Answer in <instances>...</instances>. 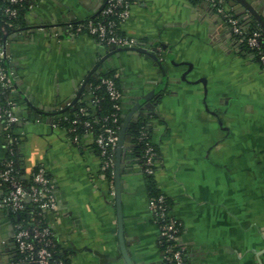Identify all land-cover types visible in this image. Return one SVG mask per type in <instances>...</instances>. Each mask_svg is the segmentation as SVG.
Returning <instances> with one entry per match:
<instances>
[{"label":"crops","instance_id":"crops-1","mask_svg":"<svg viewBox=\"0 0 264 264\" xmlns=\"http://www.w3.org/2000/svg\"><path fill=\"white\" fill-rule=\"evenodd\" d=\"M105 1L35 0L5 40L22 167L29 177L44 165L54 179L58 208L47 221L69 264H127L118 259L117 194L133 260L166 264L129 131L139 118L159 147L154 180L181 225L188 264H264V66L240 53L223 13L205 0H130L121 30L147 52L75 34ZM250 1L264 13V0ZM110 71L122 91L119 135L125 128L112 179L101 174L93 136L72 143L61 125L69 102L79 92L89 100L92 81ZM7 147L0 122V158ZM3 194L0 187V264H16V222Z\"/></svg>","mask_w":264,"mask_h":264},{"label":"built area","instance_id":"built-area-1","mask_svg":"<svg viewBox=\"0 0 264 264\" xmlns=\"http://www.w3.org/2000/svg\"><path fill=\"white\" fill-rule=\"evenodd\" d=\"M210 4H216L217 0H205ZM28 3V8H33L35 0H0V24L3 17L14 18L18 15L17 4ZM130 0H106L104 6L95 18H90L72 26L75 34L86 33L94 37L99 43L108 47H139L141 42L124 36L121 30L123 22L129 16ZM224 14L226 22L231 26L236 35H243V27L240 19L225 11L221 4L217 7ZM261 27L254 30L247 38L251 49L260 47L262 36ZM8 57L6 42L0 39V88L2 100L0 102V122L7 132L9 151L14 153L13 145L18 141L14 133L15 127L21 122L17 113V103L14 99V84L11 81L6 60ZM257 62L264 66V51L259 52ZM98 83L91 86V98L87 104L81 105L79 115L72 121L70 127H64L68 133V140L79 144L83 135L93 136L94 144L99 148L101 156V174L110 171L114 174L116 165V150L119 144V122L122 117V91L117 86L113 77L99 76ZM103 90L112 102L113 112L103 118L101 130L95 133V127L90 117L91 109H95L100 102V97L94 91ZM78 101H82L80 98ZM87 117V118H86ZM64 120L69 117L64 115ZM83 128V134H80ZM140 141L144 143V171L155 174L158 165V152L155 142L148 129H141ZM32 185L30 187L20 179V172L13 158L3 162L0 170V187L4 189L2 204L9 211L21 215L25 211L26 202L32 201L34 209L31 219L20 217L15 223V245L20 255L22 264H64L59 260L55 262V253L58 242L52 225L47 221V215L54 213L58 204L54 193L55 182L47 168L39 165L31 174ZM107 178V177H106ZM153 221L159 227V243L162 246L165 262L168 264H188L186 260V248L183 246L181 225L170 215L169 204L165 194H159L149 200ZM46 219V220H45Z\"/></svg>","mask_w":264,"mask_h":264},{"label":"trees","instance_id":"trees-1","mask_svg":"<svg viewBox=\"0 0 264 264\" xmlns=\"http://www.w3.org/2000/svg\"><path fill=\"white\" fill-rule=\"evenodd\" d=\"M193 2L196 1H202V0H192ZM225 2L224 0H217L216 4H211L214 9H217V7L219 5H223ZM15 7L18 9V15L14 18H9V17H3V20L0 24V39L2 41L5 42L8 34L13 30V28L18 25L22 19L24 18L25 14L27 13V11L29 10L28 8V3L24 2L22 4H17L15 5ZM225 8V7H224ZM234 15L235 17L240 19V25L243 27V35H236L232 29L230 30V35L231 38H234L236 40V42L238 43V47L240 49V53L241 54H247L250 53L253 55V59L255 61H257L259 59V52L260 51H264V30H262V36L260 38V47L257 49H251L248 46L247 43V38L251 35V33L260 28V26L258 25V23H256L253 19H248V18H241L239 15H237L236 13H234V11L228 8H225V11L227 10ZM226 21V20H225ZM228 23V22H227ZM226 27H231L229 24L226 25ZM100 76H110L113 77L117 83V86L119 87V83L118 80L116 78V76L114 75L113 71L110 72H106V73H102ZM98 83V79H94L92 81V85H96ZM120 88V87H119ZM95 95H98L100 97V102L96 105L95 109H91L90 112L92 115H90V117H88V119L92 120V123L94 124L95 127V133L99 132L101 130V125L103 123V118L107 115H110L113 112V107H112V102L110 101V99L108 98V96L106 95V93L103 90H97L94 91ZM87 104V100H83L82 101H77L75 102L73 105L69 106V108H67L64 111V114L66 116L69 117V119L66 121L63 118L61 119V125L64 127H70L72 125V121L76 118H82L79 115V108L81 105H85ZM87 118V117H86ZM121 123H122V117L120 118V122L118 125V128L120 130L121 127ZM146 128L149 130L150 135L152 136L151 132V124L149 122V120L147 118H139V120L132 124L129 131L131 133V135L133 136V141H134V145H135V153L137 156L140 157L142 165L144 167V143L142 141H140V135H141V129ZM79 130H82V132H80V134H83V128L79 127ZM96 146V145H95ZM156 150L157 152H159V147L157 144H155ZM14 148V153L11 154V152L9 151V144L7 147V152L5 154V156L3 158H0V170L3 167V162L5 160H7L8 158H13L16 161V165L19 169L20 172V179L22 180V182L25 184V186L30 187L33 183L31 176L27 177L24 174V169L22 167V159H21V155L19 152V143L18 141L13 145ZM96 148L99 151V148L96 146ZM158 158V157H157ZM38 168V166L35 168L34 171H36ZM146 173V172H145ZM147 180H148V191H149V195L150 198L156 197L159 194H161V192L157 189L156 187V183L154 180V174L149 175L146 173ZM105 176L108 179H112L113 178V174L108 171ZM163 194V193H162ZM168 200V198H167ZM168 204H169V200H168ZM34 209V203L32 201H28L26 202V208L25 211L23 213H21V215L19 214H15L12 211L11 214L13 215L15 222H18V220L22 218H26L28 221H30L31 219V212ZM46 220V219H45ZM161 246V245H160ZM162 248V246H161ZM163 249V248H162ZM63 261L64 264H69V260L67 258V253L64 252L60 246L58 245L56 248V253H55V262L56 261ZM168 264V263H166Z\"/></svg>","mask_w":264,"mask_h":264},{"label":"water","instance_id":"water-1","mask_svg":"<svg viewBox=\"0 0 264 264\" xmlns=\"http://www.w3.org/2000/svg\"><path fill=\"white\" fill-rule=\"evenodd\" d=\"M224 2L232 8L234 13L239 15L241 18H248V19H253L258 25L264 29V13L260 11V7L256 4L251 2L250 0H224ZM264 4V1H262ZM215 13V12H214ZM221 18L225 19L224 14H221ZM228 23L225 21L224 25L226 26ZM232 28L228 27V31L230 32ZM7 48V47H6ZM113 50H137L141 52H147V49L145 48H138V47H132V48H127V47H122V48H117V47H112ZM97 79V78H96ZM89 82V79H88ZM87 82V85H88ZM81 92L75 96L73 100L69 102V106L73 105L75 102L78 101L80 98ZM65 111V110H64ZM18 113V112H17ZM19 115V114H18ZM2 124V123H1ZM2 126H4L2 124ZM125 129V128H124ZM124 129L122 130L119 138V142L122 140V135L124 133ZM114 174L116 176L119 175V164H118V159L116 158V165H115V170ZM116 205H117V215H118V237H119V243H120V250L121 253L118 255V259L123 258L127 264H137L131 255L130 249H129V242L125 238V233L123 231V219H122V199L121 195L117 194L116 196ZM97 254L104 260L105 256L97 252ZM116 257L112 258V260H115Z\"/></svg>","mask_w":264,"mask_h":264},{"label":"flooded vegetation","instance_id":"flooded-vegetation-1","mask_svg":"<svg viewBox=\"0 0 264 264\" xmlns=\"http://www.w3.org/2000/svg\"><path fill=\"white\" fill-rule=\"evenodd\" d=\"M100 75H101V74H100ZM100 75H98L96 78H99ZM96 78H95V79H96ZM14 228H15V225H14ZM17 254H18V255H17L16 264H22L21 261H20V255H19L18 251H17Z\"/></svg>","mask_w":264,"mask_h":264}]
</instances>
